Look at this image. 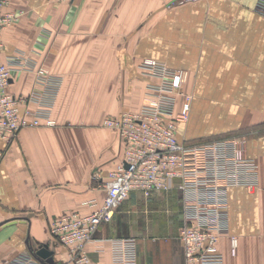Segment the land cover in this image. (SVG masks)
Returning a JSON list of instances; mask_svg holds the SVG:
<instances>
[{"label": "crops", "instance_id": "obj_1", "mask_svg": "<svg viewBox=\"0 0 264 264\" xmlns=\"http://www.w3.org/2000/svg\"><path fill=\"white\" fill-rule=\"evenodd\" d=\"M169 1L8 0L3 11L19 18L3 32L4 54L35 52L63 83L55 127L22 129L11 143L0 140V224L17 220L0 226V262L21 253L35 259L30 248L43 260L73 264L50 233L51 222L89 214L102 203L104 191L92 174L104 180L124 150L102 122L140 108L142 58L188 73L183 92L192 97L191 112L178 127L179 140L189 141L184 131L201 135L198 122L223 133L264 121V18L254 10L256 0L168 7ZM32 83V74L13 73L7 91L27 95ZM246 155L257 164L258 185L227 191L228 231L238 246L231 256L229 237L220 238L224 264H264V136L248 140ZM182 226L177 188L147 198L133 191L95 231L87 254L93 264H111L109 239L133 238L137 264H187L178 239Z\"/></svg>", "mask_w": 264, "mask_h": 264}, {"label": "built area", "instance_id": "obj_2", "mask_svg": "<svg viewBox=\"0 0 264 264\" xmlns=\"http://www.w3.org/2000/svg\"><path fill=\"white\" fill-rule=\"evenodd\" d=\"M204 0H170L168 7ZM8 0H0V140L11 143L22 129L52 128L54 108L63 79L42 66L35 52L4 54L3 32L19 15L4 12ZM254 10L264 18V0H256ZM45 36V34H44ZM137 69L145 79L140 108L124 110L103 120L123 145L122 160L103 180L104 196L99 207L82 215L71 213L54 219L50 233L68 250L73 264H93L87 246L101 224L109 223L115 209L133 191L145 198L155 191L177 188L182 197L183 226L178 239L187 264H224L218 248L221 237H229L231 256L236 255L238 239L229 235L227 191L258 185L257 164L246 155V142L228 137L187 145L177 137L178 127L190 117L192 97L183 92L188 73L170 68L154 58H142ZM13 73L33 75L27 95L7 91ZM2 154L0 153V157ZM111 264H137L133 238H112ZM0 264H40L29 253H21Z\"/></svg>", "mask_w": 264, "mask_h": 264}, {"label": "rangeland", "instance_id": "obj_3", "mask_svg": "<svg viewBox=\"0 0 264 264\" xmlns=\"http://www.w3.org/2000/svg\"><path fill=\"white\" fill-rule=\"evenodd\" d=\"M228 119V120H227ZM226 121H230L231 118H227ZM212 120V122H215V119H209ZM220 122V121H219ZM200 128L199 131H204L201 135H194V136H186V131H184V134L182 133V137H188L187 139L189 141H183L184 139L182 138V141L187 144H194V143H201V142H206L209 140H212L214 138L217 137H235V138H240L242 140H244L247 144L248 140L253 137V138H257L260 136H264V121H261L259 123L256 124H252L250 126H246L243 127L242 129H239L235 132H233V130L231 129L230 131H224L226 133H222V132H214V133H210L208 132V129H210V127L208 126V123H204V122H198ZM204 124V125H202ZM190 137V138H189Z\"/></svg>", "mask_w": 264, "mask_h": 264}, {"label": "water", "instance_id": "obj_4", "mask_svg": "<svg viewBox=\"0 0 264 264\" xmlns=\"http://www.w3.org/2000/svg\"><path fill=\"white\" fill-rule=\"evenodd\" d=\"M16 222H17V220L12 219V220H8V221H5V222L1 223L0 226H2V225L14 224V223H16ZM21 222H22V223H25V222H26V219H23ZM26 243L28 244V240L26 241ZM28 249H29L30 253L34 255L35 259H36L40 264H56V263L53 261V259H51V258H47V259L43 260V259L39 258L38 256H36V255L33 253V251L30 250V248H28Z\"/></svg>", "mask_w": 264, "mask_h": 264}]
</instances>
